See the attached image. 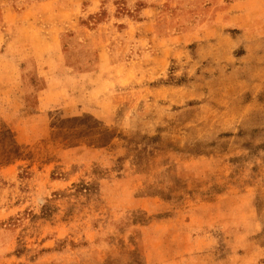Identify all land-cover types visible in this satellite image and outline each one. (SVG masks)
Segmentation results:
<instances>
[{"label": "rangeland", "instance_id": "rangeland-1", "mask_svg": "<svg viewBox=\"0 0 264 264\" xmlns=\"http://www.w3.org/2000/svg\"><path fill=\"white\" fill-rule=\"evenodd\" d=\"M247 22L264 0H0V264H264Z\"/></svg>", "mask_w": 264, "mask_h": 264}, {"label": "crops", "instance_id": "crops-1", "mask_svg": "<svg viewBox=\"0 0 264 264\" xmlns=\"http://www.w3.org/2000/svg\"><path fill=\"white\" fill-rule=\"evenodd\" d=\"M245 25L246 27H240L241 31L236 40V45L244 50V54L239 58V60H243L240 65L241 73L247 72L252 66L261 65L260 57L252 58L249 54L251 52L249 48L255 45L254 43L260 45L264 42V25H259L256 22H247Z\"/></svg>", "mask_w": 264, "mask_h": 264}]
</instances>
